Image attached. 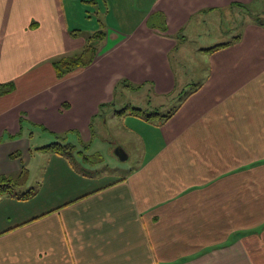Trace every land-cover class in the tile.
Returning a JSON list of instances; mask_svg holds the SVG:
<instances>
[{"label":"crops","instance_id":"crops-1","mask_svg":"<svg viewBox=\"0 0 264 264\" xmlns=\"http://www.w3.org/2000/svg\"><path fill=\"white\" fill-rule=\"evenodd\" d=\"M262 2L0 0V84H14L0 96V178L14 179L29 167V140L13 137L34 130L66 142L76 136L88 153L75 147L78 167L91 170L81 175L71 154L36 145L43 175L35 186L18 187L31 195H0V264H95V254L98 264H264V26L245 22L231 45L207 52V74L197 83L171 62L175 52L182 60L181 33L199 34L195 20L204 26L206 16ZM156 12L164 15L165 33L147 26ZM98 30L105 35L93 62L58 78L52 62L75 55ZM123 80L139 87L131 91L161 99L186 85L197 89L168 119L146 120L130 108L116 113L124 109L114 108ZM116 117L124 123L119 146L93 145L94 123L106 126ZM113 155L126 165L100 171L104 163L116 168ZM229 172L235 175L222 192ZM108 175L115 177L71 189L72 176L100 182ZM245 184L254 221L239 225ZM39 195L42 202L27 208Z\"/></svg>","mask_w":264,"mask_h":264},{"label":"rangeland","instance_id":"rangeland-1","mask_svg":"<svg viewBox=\"0 0 264 264\" xmlns=\"http://www.w3.org/2000/svg\"><path fill=\"white\" fill-rule=\"evenodd\" d=\"M204 19H205V25L204 26H202L201 23H197V20H195L192 24V25L196 26V28L199 32L198 35L193 36L194 33H188V34L187 33H185V34L181 33V35H180L181 37L179 36L180 38H183V36H186V41L183 43V45L181 47V49H183L181 52L182 53V58H181L182 60L180 61V57H179L177 52H175L173 54V56L171 55V62L173 64V66H176L177 64H179L182 67H184L186 78H189V79L191 78V80H193V81H191V83L192 82L197 83L198 81L202 80V78L207 74L208 58H207V52L204 49L209 48V47H213V46L221 44V43L232 42L233 39L240 34V30L242 28V25L245 22H250L252 20H254V21L256 20L257 22H259L260 24H262L264 26V2H262L259 6H254L253 8H250L249 11H246V10H242V11L240 10L239 11V10L234 9V8H232L231 10L226 9L223 12V16L211 15L209 17H207V16L204 17ZM107 24L113 28H115L117 26V23L115 22V20H111V19L108 20ZM83 35L86 36L87 34L83 33ZM79 51H77L75 54L79 53ZM178 61H180V62H178ZM193 86L194 85H192V87ZM190 89H191V87H188V85H186L180 91H184L183 93L185 94ZM183 93L181 96H179L177 93V95L175 94V95H173V97H170L168 99L167 98L161 99V98H157V97L155 98L152 94L147 93L146 89L143 91H131V90L121 89V90H118L116 92V95H115L116 105H114V108L116 110H120L123 107H125V108L128 107V109L139 107L138 109H141V110L143 109L142 111H144L145 113H150L155 108L158 111H160V114H166L178 105L179 100H181L182 96L184 95ZM4 95H6V94H4ZM109 110L111 111V109H108V111ZM123 126H124L123 119L119 118V117L114 118V120L111 122V124H109L107 122L106 126H102L100 124V122L97 121L93 125V132H92L93 136H92V139L90 142L93 145L105 144V145L112 146V147L116 148L117 146H119L118 144L120 143L117 131L119 129L123 128ZM128 126H130L132 128V125H128ZM32 130L33 129H31V131ZM22 138L29 140V146H30V152L32 153V159H31V157L29 158V167L25 166L20 171H25V173H26V185L35 186V181L39 180L41 175H43L45 158L41 159L38 152L35 151L34 149H35L36 145H40V144L46 145L50 142L57 141V139H56L55 135H49L48 133H44V131L42 132V130H34L32 132V135H30L29 132H24L20 136L17 135L15 137H13V139H22ZM67 141L69 142L70 145L74 146V148L76 147V150L82 151L83 152L82 154H84V155L88 154V153L86 154V150L84 149L85 147L82 148L81 146H78L79 142H78V139L76 136L68 137ZM68 142H66L64 140V143H68ZM113 145H115V146H113ZM74 152L75 151H72L70 153L71 154L70 158H71V160L76 162L75 166L77 168H79L78 166H80V165L78 162V158L75 157L76 154H74ZM23 155H24V153H23ZM18 157H19V153H13V155H11V158H18ZM113 158L115 159L114 161H116V162H114V164H116V168H114L112 163L111 164L110 163H104L103 165L99 166L100 171L105 170L107 172V174H109L112 171L117 170V166L122 167L123 165H126V164H123L122 162H119V164H117L118 158H116L115 155H113ZM105 164H108V165H105ZM38 167H40V170ZM84 167L86 168L87 171L88 170L90 171L89 166H84ZM36 168H38V169H36ZM77 171L81 175L89 176L87 174V171L85 173L84 169L80 170V168H79V169H77ZM248 171H251V169L250 170L248 169ZM231 175L233 176V175H235V173L229 172L227 174L226 173L223 174L222 192L227 191L229 184H224V183L226 181V178H228ZM242 175H244V172L239 169L238 170V176L241 177ZM72 177L73 178H70V182H71L70 186H71V189L73 190L75 185L80 187L83 184H85L87 186V188H89L90 186L96 187L99 184H104L108 181H111L112 179H110V178H114L115 176H109L108 175V178H104L100 182H98V181L89 182V181L81 180L80 177L79 178L74 177V176H72ZM239 177H238V179H239ZM93 180H96V179H93ZM235 181L231 184V186L234 185ZM239 187H240V183H239ZM246 188H247V185L245 184V188H244L243 193H242V195H243L242 200L238 201L239 202V207H238L239 214H238V217L235 218V222H234L235 224L238 223L239 225L251 223L254 221V219L252 220V210L246 211V209L249 208V206L252 202L251 200H247L245 198L247 195L246 194V192H247ZM21 191L22 190L18 189V187L14 188V190H13V192L17 195H20ZM41 202H42V195H39L36 198H34L33 200H31L30 203L26 207L32 209L34 207H37L39 205V203H41ZM254 207H255V204H254ZM140 234H141L140 240H142L143 242L144 241L148 242V236H146V234L144 232H142ZM137 235H138V233L136 232L135 236H137ZM135 242H137V239H134V238L127 240L126 248H125L127 255H129L130 248L132 247V245ZM148 248L149 247L143 248V250H146L148 252ZM100 258L101 257H99L97 254L94 255L95 264H98V261H100ZM128 264H132V263H128Z\"/></svg>","mask_w":264,"mask_h":264},{"label":"trees","instance_id":"trees-1","mask_svg":"<svg viewBox=\"0 0 264 264\" xmlns=\"http://www.w3.org/2000/svg\"><path fill=\"white\" fill-rule=\"evenodd\" d=\"M238 7L244 8V7H241L240 5H238ZM255 22L258 23L259 25L263 26L262 24H260L256 20H255ZM147 26L149 28H155L162 33H165L167 30L164 15L160 12L153 13L148 18ZM104 35H105L104 31L98 30L95 33L88 35L86 37L85 44H84L83 48L79 51V53H77L75 55L62 56L60 58L55 59L52 62V65L54 67L56 76L58 78H61L65 75L73 72L74 70H76L78 68H82V67H86V66L90 65L93 62V60L95 59V55L97 53V46L103 40ZM235 38H237V36ZM232 43H233V41L228 42V43H221V44L215 45L213 47H210V48H207L204 50L206 52H213V51L219 50L221 48H225V47L231 45ZM121 87H125V88H128L130 90L139 88V87H131V85L127 81L123 80V81L118 83L117 87H115V94L118 91V89ZM13 89H14L13 83L0 84V96L12 92ZM196 89H194V88L190 89L185 94L183 92L178 93L179 96H181L182 93L184 94L182 96V99L179 100L178 105L176 107H174L171 111H169L166 114H160V112H158L157 109H154L150 113H145L144 111H142L141 109H138V108H130L129 110L133 114L141 115L146 120L159 119V120L164 121V120L168 119L169 117H171L172 114H174L175 111L178 109V107L182 104L181 102L183 100H185L190 94H192ZM113 105H114L113 103H110L108 106H113ZM105 106H107V105H105ZM105 106L101 105L100 108L102 109ZM127 109H128V107L127 108L124 107V109H122L120 111H116V113L117 114L121 113ZM56 139H57V141L48 143L44 147H42L41 149L51 150L53 153L58 154V155H69L73 150H75L74 146L70 145L69 143H64V137L57 136ZM69 146H70V148H69ZM25 183H26L25 171H21L17 175V177L14 179L7 178V177H1L0 178V195L14 196L19 200L27 199L31 195V193L25 192V193H21L20 195H17L13 192L14 188L23 186Z\"/></svg>","mask_w":264,"mask_h":264},{"label":"bare ground","instance_id":"bare-ground-1","mask_svg":"<svg viewBox=\"0 0 264 264\" xmlns=\"http://www.w3.org/2000/svg\"><path fill=\"white\" fill-rule=\"evenodd\" d=\"M93 39V38H92ZM105 106V105H104ZM137 108H139V107H137ZM155 109V108H154ZM143 110V109H142ZM152 112V111H151ZM158 112H160V111H158ZM162 112V111H161ZM128 113V112H127ZM156 113V112H155ZM104 114H106V113H104ZM103 120V119H102ZM19 121V120H18ZM105 123V122H104ZM156 125V124H155ZM41 127H43V126H41ZM23 128V127H22ZM44 128V127H43ZM43 131H46V130H43ZM42 131V132H43ZM71 131V130H70ZM76 131V130H75ZM49 132V131H48ZM78 132V131H77ZM18 133H19V131H18ZM36 133V132H35ZM50 133V132H49ZM52 133V132H51ZM54 134V133H53ZM52 134V135H53ZM60 134V133H59ZM55 135V134H54ZM9 136H11V135H9ZM18 136H20L19 134H18ZM89 139H90V137H89ZM61 140V139H60ZM63 141V140H62ZM89 141V140H88ZM38 144V143H37ZM90 144V143H89ZM35 145V144H34ZM132 145H133V143H132ZM85 146V145H84ZM61 147V146H60ZM69 148H70V146H69ZM88 148V147H87ZM140 148V147H139ZM138 152V151H137ZM129 153V152H128ZM140 152H138V154H139ZM46 154V153H45ZM67 154V153H66ZM131 154V153H130ZM38 156V155H37ZM67 156H69V155H67ZM139 156V155H138ZM70 157V156H69ZM73 158V157H72ZM88 158V157H87ZM74 159V158H73ZM73 161V160H72ZM73 163V162H72ZM39 165V164H38ZM89 166V165H88ZM41 167V166H40ZM40 167H38L39 168V170H40ZM38 168H36V169H38ZM80 168V167H79ZM35 169V170H36ZM86 169H84V171H85ZM87 171V170H86ZM86 171H85V173H86ZM89 171V170H88ZM90 172H91V170H90Z\"/></svg>","mask_w":264,"mask_h":264},{"label":"water","instance_id":"water-1","mask_svg":"<svg viewBox=\"0 0 264 264\" xmlns=\"http://www.w3.org/2000/svg\"><path fill=\"white\" fill-rule=\"evenodd\" d=\"M115 154H116L119 158H121V159H124V158H125V157H123L122 152H121L119 149H116V150H115Z\"/></svg>","mask_w":264,"mask_h":264}]
</instances>
